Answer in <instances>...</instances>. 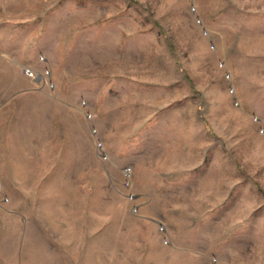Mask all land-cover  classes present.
I'll use <instances>...</instances> for the list:
<instances>
[{
	"label": "rangeland",
	"instance_id": "1",
	"mask_svg": "<svg viewBox=\"0 0 264 264\" xmlns=\"http://www.w3.org/2000/svg\"><path fill=\"white\" fill-rule=\"evenodd\" d=\"M0 264H264V0H0Z\"/></svg>",
	"mask_w": 264,
	"mask_h": 264
},
{
	"label": "built area",
	"instance_id": "2",
	"mask_svg": "<svg viewBox=\"0 0 264 264\" xmlns=\"http://www.w3.org/2000/svg\"><path fill=\"white\" fill-rule=\"evenodd\" d=\"M25 75L30 77V78H34V73L29 69L25 70Z\"/></svg>",
	"mask_w": 264,
	"mask_h": 264
}]
</instances>
